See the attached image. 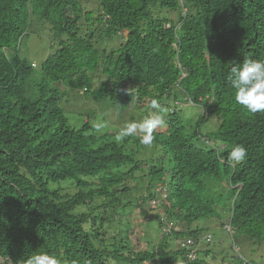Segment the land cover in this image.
Here are the masks:
<instances>
[{"label":"trees","instance_id":"1","mask_svg":"<svg viewBox=\"0 0 264 264\" xmlns=\"http://www.w3.org/2000/svg\"><path fill=\"white\" fill-rule=\"evenodd\" d=\"M81 1L0 0V264H24L37 252L60 264H230L214 261L208 246L189 261L184 246L170 249L164 237L155 248L133 251L110 227L132 192L144 188L139 208L160 183L163 212L184 227L171 230L172 238H198L205 230L194 223L207 226L215 212L233 242L264 239V112L236 104L227 79L245 58L264 60V0ZM161 9L177 19L160 16ZM90 17L95 28L82 32L80 20ZM36 19L57 42L37 67L18 52ZM96 29L122 41L100 54ZM79 89L108 98L119 112L150 108L153 99L167 105L153 153L138 160L132 152L145 155V145L135 136L117 143V132L98 133L88 120L70 124L60 100ZM178 95L203 110L191 130L178 117ZM212 115L218 126L202 136L196 126ZM235 144L247 149L241 162L229 157ZM206 178L224 185L212 183L210 195ZM224 190L225 219L213 207ZM150 216L160 223L157 210Z\"/></svg>","mask_w":264,"mask_h":264},{"label":"rangeland","instance_id":"2","mask_svg":"<svg viewBox=\"0 0 264 264\" xmlns=\"http://www.w3.org/2000/svg\"><path fill=\"white\" fill-rule=\"evenodd\" d=\"M81 2L84 3L85 1L82 0ZM86 7L89 8L90 5L87 4ZM158 14L160 16H166L174 20L177 19V14L173 11L161 9L158 11ZM80 28L82 32L93 30L95 28L93 18L90 17L87 19H81ZM100 35V30L96 29L94 36L97 39L99 38L96 48L100 54L102 52L108 53L111 49L116 48L117 45L122 41V36L118 34L111 37ZM56 44L57 42L52 38L50 33L49 24L45 21L37 20L30 23V26L27 29V35L19 44L18 52L30 62H32V64H35V67H37L43 59L55 51ZM82 93L83 89L72 90L69 91L68 94H65L61 97L60 102L63 107V113L68 122L76 127L86 120H88L92 126L97 123L103 124L104 127L98 133L119 132L124 126L125 122H142L146 117L153 114L155 111L151 106L147 109L142 107L140 110L135 106H129L124 111L119 112L113 107L108 98L104 97L99 100L96 99L93 96V90L85 92L84 94ZM177 98V100L182 102L179 105L180 107L177 109L179 114L178 117L184 121L190 122V125L188 124V126L191 130L194 127V123L199 120L203 110L199 104L191 105L189 104V101L186 102L179 95ZM170 99L172 100L171 97ZM174 102L177 101L173 100V103ZM159 104L161 105L162 109L160 114L165 121V119H167L165 118V115L167 112L166 109H168V107L165 104ZM218 123L219 122L216 116L212 115L209 118L203 120L196 127L199 134L206 136L217 128ZM165 127L166 123L163 126L158 127L155 131L164 130ZM197 145L202 147V143L200 142H198ZM218 147L223 148V146L220 144ZM144 152L145 155L142 154L141 151L136 153L132 152V154H135V157L138 160H145L147 156L153 153L152 147L145 146ZM139 175H141L140 171H136L134 173L135 178L128 182L130 187L137 184L138 179L136 177ZM208 181H210V183ZM205 183L206 193L210 192V195H212L211 191L215 190L212 187V183L213 185H218L219 187L221 186V183L224 185V182H218L215 178L212 180L206 178ZM61 185H68V183L64 182L61 183ZM161 185L164 184L157 183L153 189L156 194H154L150 199H147L145 202L141 203L139 208L146 212L145 215H142L139 212V208L135 205L136 202L138 203V198L140 197L139 195H141L142 191L144 190V188H142L139 191L132 192L133 196L130 197L131 204L124 207V209L121 211L122 214L119 221L116 220L111 224V230L119 228L121 233L126 237L129 247L133 251L155 248L162 237L167 240L168 248L170 249L177 248V246H180L181 241L184 240V237L181 236L175 239L171 236V230L179 231L183 230L184 227L179 223L180 220L178 219H175L174 221L168 220L165 213L163 212L162 202L166 198V192L165 194L163 193L165 186L161 187ZM227 191L228 190L217 191V194L219 193L220 196L217 201H213V207L215 208V211L222 212L223 219L228 216V210L225 209V204L228 200ZM150 196H152V193H150ZM152 209L157 210L158 217H161L159 221L160 223H156L155 220L150 219V211ZM214 216L215 212L212 216L209 215L207 218L208 221L205 219V224H207V226H204L201 221L194 223L198 226H202V228H204L203 230H205L203 231L204 233L198 237H201L206 233H210L212 235L211 244L204 246L202 241L199 240L197 249L205 250V248L208 246L210 252L216 255V259H214L216 262L219 261L221 257H223L225 261L229 262L230 264H244V261H247V264H264V239L258 241L254 239H236L233 242L230 232L225 230V225L223 226L224 229H222L220 222H218ZM164 228H169V231H164ZM210 255L211 253L207 255L206 260L210 259ZM197 257H202V254H197ZM111 263L118 264L113 261ZM153 264L156 263L153 262Z\"/></svg>","mask_w":264,"mask_h":264},{"label":"clouds","instance_id":"3","mask_svg":"<svg viewBox=\"0 0 264 264\" xmlns=\"http://www.w3.org/2000/svg\"><path fill=\"white\" fill-rule=\"evenodd\" d=\"M227 79L231 88L234 90L236 104L251 114L264 112V60L245 58L242 64L231 68L230 75ZM151 107L155 111L142 122H125L120 131L116 133L115 141L120 143L127 137L135 136L142 145H152L155 140L153 135L154 131L158 127L163 126L165 121L160 114L162 110L161 105L156 99L152 100ZM93 127L97 132H100L104 125L97 123ZM246 156L247 149L243 144H235L229 153L230 159L236 162L243 161ZM211 242L202 241V244L205 246ZM24 264H60V260L55 255H49L46 252H37L30 255Z\"/></svg>","mask_w":264,"mask_h":264},{"label":"bare ground","instance_id":"4","mask_svg":"<svg viewBox=\"0 0 264 264\" xmlns=\"http://www.w3.org/2000/svg\"><path fill=\"white\" fill-rule=\"evenodd\" d=\"M225 230L226 231H230V227H229V225H225ZM164 231H169V228H164L163 229ZM162 232V231H161ZM164 233V232H163ZM166 234V233H165ZM184 240L183 241H181V243H180V246H184L185 247V253H184V256H185V258L187 259V260H189V261H191V260H194V258H195V252H196V250H197V248H198V244H199V241H197L194 245H189L187 242H186V240L187 239H189V237H184L183 238ZM193 239H195V240H197V238H193ZM190 249H194V257L192 258V259H190L187 255H188V253H189V251H190ZM153 262H156V260H153V261H151V260H143V261H140L138 264H153ZM244 264H247V261H244Z\"/></svg>","mask_w":264,"mask_h":264},{"label":"built area","instance_id":"5","mask_svg":"<svg viewBox=\"0 0 264 264\" xmlns=\"http://www.w3.org/2000/svg\"><path fill=\"white\" fill-rule=\"evenodd\" d=\"M211 235L210 234H204L203 236H201L200 238H197V240L193 239L192 237H189V239L186 240V242L189 245H194L197 241L201 240L204 242H211ZM190 259H192L194 257V249H190L188 255H187Z\"/></svg>","mask_w":264,"mask_h":264}]
</instances>
